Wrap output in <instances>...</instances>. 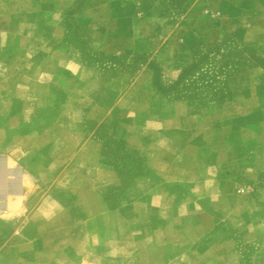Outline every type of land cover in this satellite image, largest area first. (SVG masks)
<instances>
[{
	"label": "crops",
	"instance_id": "crops-1",
	"mask_svg": "<svg viewBox=\"0 0 264 264\" xmlns=\"http://www.w3.org/2000/svg\"><path fill=\"white\" fill-rule=\"evenodd\" d=\"M147 1L138 0V7L146 11L143 6ZM217 30L220 37L211 38L207 49L222 37L221 28ZM171 35L160 54H168L163 60L174 85L187 68L180 62L176 66L175 59L183 51L197 57L200 45L195 41L193 49L190 37L185 36L175 43ZM259 42L260 37L253 35L246 45L257 49L264 61V45ZM145 69L153 83L152 69L148 64ZM0 70L7 71L8 63ZM109 72L118 74L112 68L101 70L102 75ZM102 88L101 95L97 92L85 97L87 105L81 111L73 93L63 102L55 96H28L0 79V211L7 210L10 197L22 198L26 209L10 220L0 219V264H81L89 252L90 264H180L178 257L183 254L188 257L184 264H264V63L237 67L229 81L231 94L225 100H189L162 94L151 98L150 102L158 100L171 109L196 108L197 112L192 108L194 112L181 118L196 117L197 124L215 114L216 124L210 130L218 139L215 142L203 134L194 139L198 132L194 125L167 128L147 145L131 143L133 134L114 124L125 149L138 154L149 172L132 180L115 209L106 201L109 191L121 182L114 162L104 153V141L97 129L80 128L74 122L78 111L97 127L107 122L120 100L111 102L104 93L107 85L102 84ZM227 104L231 123L224 127L222 112ZM94 109L99 112L97 117ZM171 116L173 111L167 118ZM223 149L228 151L227 159L221 157ZM9 158L17 162L14 169L8 167ZM25 174L31 176L34 189L25 187ZM208 180L214 181L211 187L206 186ZM162 182L183 189L185 197L164 191ZM239 182L252 184L254 194L240 200L232 190ZM45 199L55 200L62 207L51 219L37 212ZM209 199L215 201L214 209L206 207ZM226 200L228 206L222 204ZM143 201L154 214L151 219H158L165 208L183 217L182 223L170 226L163 217L164 221H154L146 236L137 210ZM131 217L137 224L128 238L123 226ZM171 229L179 232V237L158 238ZM93 235L99 244H91L90 239L85 244L86 237ZM114 246L120 249L116 257L108 254ZM127 247H133L129 255ZM143 248L150 254H143Z\"/></svg>",
	"mask_w": 264,
	"mask_h": 264
},
{
	"label": "rangeland",
	"instance_id": "rangeland-1",
	"mask_svg": "<svg viewBox=\"0 0 264 264\" xmlns=\"http://www.w3.org/2000/svg\"><path fill=\"white\" fill-rule=\"evenodd\" d=\"M137 3L138 0H0V64L4 65H0V69L8 63L7 71L0 70V79L11 82L19 93L28 96L46 99L55 96L63 102L68 93H73L75 100L80 101L81 111L87 105L84 101L87 95L97 92L101 95L102 84L107 85L104 93L111 102L120 100L107 122L99 127L86 121L79 111L73 120L80 128L97 129L104 141V153L112 159L119 173L120 184L106 195L111 209L119 206L123 191L135 177L149 175L143 159L127 151L117 138L114 124L133 134L129 139L131 143L141 141L147 145L167 128L194 125L198 127L194 139L203 134L215 142L218 139L210 131L216 124L215 114L197 124L196 117L181 118L187 112H194L193 109L197 112L196 108L171 109L164 102H150L151 98L162 94L189 100H225L231 94L229 81L237 67L264 63L258 50L246 45L253 35L259 36V43L264 45V0H148L143 6L146 11ZM218 28L222 37L214 47L207 49L211 38L220 37ZM170 35L175 43L185 36L190 37L193 49L197 46L195 41L200 45L197 57L183 51L175 59L176 66L180 62L187 68L174 85L170 83L172 75L163 60L168 54H160ZM147 64L155 75L153 83L151 73L145 69ZM102 68L116 69L118 74L102 75ZM115 103L111 104V109ZM94 111L97 117L99 112ZM171 111L173 117L167 118ZM230 112L227 104L222 112L224 127L231 123ZM226 154L228 151L221 150V157L227 159ZM160 185L164 191L185 197V191L179 187L170 188L165 182ZM228 187V191L231 190L230 183ZM148 188L146 186L145 190ZM232 190L240 200L255 192L252 184L242 182L234 184ZM214 203L209 199L205 205L214 209ZM228 203L226 200L222 204L228 206ZM140 204L137 210L141 212L146 236L155 220L164 221L161 218L166 217L170 226L183 221V217L165 208L158 219H151L154 214L147 209L148 202ZM136 224L132 217L125 221L126 237H132L130 231ZM177 237L179 232L173 229L158 235L159 239ZM132 251L133 247H127L126 255ZM143 254L149 255V249L143 248Z\"/></svg>",
	"mask_w": 264,
	"mask_h": 264
},
{
	"label": "clouds",
	"instance_id": "clouds-1",
	"mask_svg": "<svg viewBox=\"0 0 264 264\" xmlns=\"http://www.w3.org/2000/svg\"><path fill=\"white\" fill-rule=\"evenodd\" d=\"M157 127H158V125H157ZM16 166H17V162L14 159L9 158L8 167L10 169H14ZM213 182H214L213 180L206 181V186L211 187ZM23 183H24L25 187L28 188L29 190H32L35 187L31 176L28 174L24 175ZM194 191H198V189H194ZM25 211H26V209H24L22 206V198L10 197L8 199L7 210L6 211H0V219L10 220L16 216L22 215ZM59 211H62L61 205L57 201L52 200V199H45L41 203L40 207L37 209V212L45 219H51ZM89 239L91 241V244H93V245L99 244V239L95 235L91 236L90 238L86 237L85 244H87L89 242ZM112 243L115 244V241H113ZM108 254L112 257H116L120 254V249L118 247L114 246V247H112L111 251ZM91 255H92V253L89 252L82 259L81 264H90L89 258L91 257ZM187 259H188V257L186 254H183L180 257H178L180 264H184V262L187 261Z\"/></svg>",
	"mask_w": 264,
	"mask_h": 264
},
{
	"label": "built area",
	"instance_id": "built-area-1",
	"mask_svg": "<svg viewBox=\"0 0 264 264\" xmlns=\"http://www.w3.org/2000/svg\"><path fill=\"white\" fill-rule=\"evenodd\" d=\"M245 192V190H241V193H244Z\"/></svg>",
	"mask_w": 264,
	"mask_h": 264
}]
</instances>
